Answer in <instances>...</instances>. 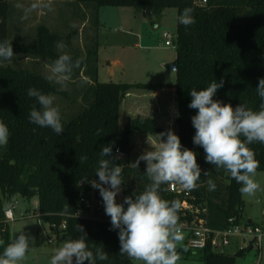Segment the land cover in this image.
I'll return each instance as SVG.
<instances>
[{
    "label": "trees",
    "instance_id": "trees-1",
    "mask_svg": "<svg viewBox=\"0 0 264 264\" xmlns=\"http://www.w3.org/2000/svg\"><path fill=\"white\" fill-rule=\"evenodd\" d=\"M13 1L17 0H0V44L10 42L14 53L11 60L0 58V122L6 124L10 132L8 144L4 145L5 152L0 157V255L10 243L4 201L23 195L38 199V217L47 221L54 233H62L65 240L86 233L90 248L102 247L108 259L97 260L96 264H133V259L120 255L119 229L110 230L109 216L104 213L98 217H84L77 213L83 208L82 194L92 187L89 181L98 180L95 174L104 146L111 144L113 156L123 154L125 157L132 151V133L156 135L162 131L153 119L143 117L135 118L121 131L119 117L123 98L132 88L154 90L164 85L99 81V43L93 34L92 45H86L84 52L70 55L73 64L70 83L76 101L69 105L68 110L74 114L68 122H62L63 132L55 134L50 128L30 123L29 113L34 105L37 108L39 105L35 98L28 97L29 88L45 94L69 95L67 90H60L45 76L50 74L46 66L60 54L56 43L62 41L66 48L70 47L72 35H62L40 25L36 40L13 39L10 30L11 15L15 11ZM62 1L82 3L88 13L96 16L101 6L134 7L149 16L153 23H156L155 18H161L166 8H177L176 135L184 148L196 152L202 174L197 181L199 186L191 191L194 199L171 192L169 185L162 186L160 195L165 200H179L181 204L188 200L194 206H206L208 225L212 229H225L232 216L240 219L244 208L239 192L241 185L223 169L217 171L214 165L206 163L203 148L193 144L195 128L191 117L197 110L188 107L189 93L191 89L201 90L212 81L223 79L224 85L214 99L233 107L245 104L253 110L259 109L261 101L256 88L259 79L264 78V0H206L204 5L196 4V0ZM185 8L193 10L195 23L190 26L179 22ZM66 48L62 51L67 52ZM80 57L84 60L76 69L75 61ZM24 60H30L31 67L20 65ZM249 147L259 161L257 171L264 172V144L253 143ZM81 156H87V161L80 163ZM123 158L114 161L123 167L124 184L121 195L117 196L118 203L126 196L138 195L150 183L145 175V165L141 162L138 167L136 163L125 165ZM205 172L208 174L204 175ZM208 179L216 184L215 191L208 190ZM97 193L100 196L99 191ZM66 207L69 214L61 215ZM196 216L195 212L181 207L179 223L191 222ZM63 222L66 229L61 228ZM76 225H82L84 233L77 232ZM252 247L250 244L236 254L214 252L210 247L192 251L181 241L177 251L180 259L199 253L204 264H234L238 256Z\"/></svg>",
    "mask_w": 264,
    "mask_h": 264
},
{
    "label": "clouds",
    "instance_id": "clouds-1",
    "mask_svg": "<svg viewBox=\"0 0 264 264\" xmlns=\"http://www.w3.org/2000/svg\"><path fill=\"white\" fill-rule=\"evenodd\" d=\"M17 7H22L17 5ZM41 7L32 4L29 11ZM48 7V5H43ZM191 8H185L179 17L184 26L195 23ZM60 54L52 61L51 73L45 76L49 82L65 90L73 71L72 57L62 50L66 45L56 43ZM11 43L0 44V58L11 60L13 57ZM84 58H77L74 64L79 69ZM224 85L223 79L212 81L201 90L191 89V102L188 107L197 112L191 117L195 128L193 144L203 148L205 162L214 165L216 170L223 169L241 187L242 196L255 195L260 184L256 181V171L259 161L254 150L249 147L253 143L264 144V78L259 79L256 94L261 103L258 110H253L245 104L233 107L214 99L218 89ZM28 97L35 98V105L29 113V122L42 128H50L55 134L63 132L60 109L55 105V96L45 94L36 88L27 90ZM10 132L6 124L0 122V146L8 144ZM158 146L144 151L137 159L138 167L141 161L146 163L145 175L150 183L145 189L134 196H126L122 203L117 202V196L122 191L123 167L115 164L119 156H113L112 145L100 150L99 166L96 171L98 181L89 183L99 191L103 200L105 214L110 217L111 229H119L120 255L143 262V264H177L180 254L177 245L184 240L180 227L179 200H165L161 197L162 186L178 185L186 191H193L199 186L202 169L197 163V154L184 148L180 137L172 130L160 133ZM166 137V139H163ZM117 153L119 150L117 149ZM87 161V156L79 158L80 163ZM205 172L204 175H207ZM208 190L215 191L216 184L212 179L207 181ZM69 214L66 207L61 215ZM76 231L84 233L82 225H76ZM2 243V241H0ZM186 250V249H185ZM29 251L28 237L19 234L9 243L0 255V264H18ZM108 254L102 247H89L87 234L67 239L62 246L55 249L50 264H96L97 260L105 261Z\"/></svg>",
    "mask_w": 264,
    "mask_h": 264
},
{
    "label": "rangeland",
    "instance_id": "rangeland-1",
    "mask_svg": "<svg viewBox=\"0 0 264 264\" xmlns=\"http://www.w3.org/2000/svg\"><path fill=\"white\" fill-rule=\"evenodd\" d=\"M34 3L40 4L38 2L21 4L27 10L29 23L34 22L35 12L43 7L40 4L41 7L29 11ZM46 5L48 7L45 22L53 25L50 26L54 32L72 35V44L66 48L69 55L84 51L86 45H92L91 36L95 35L94 39L99 43L97 63L100 71L99 81L146 83L153 76H161L167 82H176V70L168 68L167 65L175 62L177 49L175 46H167L163 33L167 31L174 37L177 35V8H166L162 19L155 18L156 23H153L149 16L134 7L101 6L96 16L88 13L86 5L82 3L52 0ZM12 17L13 14L11 22ZM85 26L87 27L83 32ZM29 62L30 60H24L20 65L31 67ZM46 69L51 73V65L46 66ZM56 86L60 89L59 85ZM65 90L69 95L56 92L50 94L55 96L54 103L60 109L62 122L71 119L74 113L72 114L73 111H69L68 108L76 101L70 82ZM125 120L124 117L119 120L121 131ZM4 152V146H0V157ZM122 161L125 165L135 164V159L128 155ZM142 164L146 166L145 162ZM255 179L261 187L255 195L243 196V220H250L259 225L264 233V172L256 171ZM4 206L5 210L11 208L15 216L14 220L7 222L10 243L19 234L28 237L29 251L18 264H50L55 249L62 246L65 239L62 233H54L49 223L38 217V199L17 195L9 200L5 199ZM248 243L234 239L227 253L236 254L240 248H247ZM200 255L197 253L188 258H181L177 264H204ZM133 264L143 262L133 260ZM234 264H264V236L260 248L253 244L251 249L245 250L244 254L236 258Z\"/></svg>",
    "mask_w": 264,
    "mask_h": 264
},
{
    "label": "crops",
    "instance_id": "crops-1",
    "mask_svg": "<svg viewBox=\"0 0 264 264\" xmlns=\"http://www.w3.org/2000/svg\"><path fill=\"white\" fill-rule=\"evenodd\" d=\"M46 1L47 0L13 1V6L16 5V7L14 6L15 11L13 13L12 22H10V30L13 39L23 40V41L36 40L35 38L37 35V29L40 25H45L50 30H52L50 26L52 24L49 25L45 22L47 17L46 7L45 8L41 7L40 9H38L37 12H35L36 15H35V19L33 20L34 21L33 23L28 22L27 10L25 9V7L24 8L17 7L18 4L19 5L25 4V2H38L42 5L51 2V1L46 2ZM163 16H164V11L162 13V17ZM98 62H99V55H98ZM99 75H100V71L98 68V75H97L98 80H99ZM164 79L163 77L161 78V76H153L150 80H148V82H146L151 84H163L164 85L163 87L154 90L143 89V88H132L127 93V95L122 100L120 106V117H119L120 121L123 117L126 119L124 128L127 124L131 123L135 118L143 117V118L153 119L157 124V126L162 129L161 133H165L168 130H172L175 134L177 133L176 120L178 117V102H177L176 87H175L176 82L174 83L167 82V80ZM120 82L128 83L124 81H120ZM137 83L139 84L141 82H133V83L131 82L130 84H137ZM174 126L176 128V131H174ZM159 134L152 135L142 132L132 133L130 135L132 151L128 156L135 159V163H136L138 157L144 151L151 150L150 144L153 146L159 145L160 142V138L158 136ZM148 139L150 144L147 142ZM163 139H166V137H163ZM141 162L144 163V161Z\"/></svg>",
    "mask_w": 264,
    "mask_h": 264
},
{
    "label": "built area",
    "instance_id": "built-area-1",
    "mask_svg": "<svg viewBox=\"0 0 264 264\" xmlns=\"http://www.w3.org/2000/svg\"><path fill=\"white\" fill-rule=\"evenodd\" d=\"M195 3L204 5L206 0H196ZM163 37L167 46H177V35L174 37L166 31L163 33ZM169 190L194 199L192 192L186 191L178 185H169ZM97 192V189L91 187L90 190L82 194L80 202L83 208L78 211V216L98 217L105 213L103 200ZM181 206L183 209L197 214L193 221H184L180 224L184 235L183 242L192 251H200L210 247L214 252H227L233 245L234 239L247 241L249 245L257 244L259 248L261 247L264 236L262 228L250 220L244 221L243 216L240 219L237 216L230 217L225 229H212L208 225L206 206H194L188 200L183 201ZM5 217L7 222L14 220L15 216L11 208L5 211ZM61 228L66 229L65 222L61 224Z\"/></svg>",
    "mask_w": 264,
    "mask_h": 264
},
{
    "label": "water",
    "instance_id": "water-1",
    "mask_svg": "<svg viewBox=\"0 0 264 264\" xmlns=\"http://www.w3.org/2000/svg\"><path fill=\"white\" fill-rule=\"evenodd\" d=\"M167 67L170 68V69H175V70H176V67H177V63H176V61H175L174 63H172V64L167 65ZM123 157H124L123 154H120V155H119V158H120V159L123 158Z\"/></svg>",
    "mask_w": 264,
    "mask_h": 264
}]
</instances>
